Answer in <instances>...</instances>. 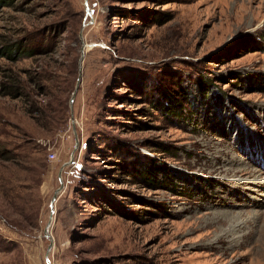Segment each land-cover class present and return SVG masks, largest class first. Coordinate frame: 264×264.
<instances>
[{
	"label": "rangeland",
	"instance_id": "1",
	"mask_svg": "<svg viewBox=\"0 0 264 264\" xmlns=\"http://www.w3.org/2000/svg\"><path fill=\"white\" fill-rule=\"evenodd\" d=\"M18 40L0 264H264V0H0Z\"/></svg>",
	"mask_w": 264,
	"mask_h": 264
},
{
	"label": "trees",
	"instance_id": "2",
	"mask_svg": "<svg viewBox=\"0 0 264 264\" xmlns=\"http://www.w3.org/2000/svg\"><path fill=\"white\" fill-rule=\"evenodd\" d=\"M26 43L24 41H15L12 43H8L5 46H2L0 48V57H4L7 58L11 61H15L17 58H20L22 56H30V54L33 52V49H26V47L24 46ZM25 51L27 53H25ZM25 53V54H24ZM205 85V84H203ZM206 86V85H205ZM204 86H200V88H203ZM18 88L15 87V85L12 83L9 78H4L2 81H0V94L4 95V96H8V97H14L16 96V94L18 93ZM205 89H202L200 92L203 96H205V94L207 92H205ZM178 95V93H176ZM177 95L176 97L174 96V94H163V96L161 97L162 101L164 100V102H162V105L158 106L157 108L161 111H165V114H169V113H174L177 116H180V114L182 115V107L180 105V101L177 100ZM183 94H180L179 96H181ZM201 95V96H202ZM212 98V97H211ZM39 112L41 113L40 116L45 115L44 113H42L40 110ZM147 173H150V167L149 169L145 168Z\"/></svg>",
	"mask_w": 264,
	"mask_h": 264
},
{
	"label": "water",
	"instance_id": "3",
	"mask_svg": "<svg viewBox=\"0 0 264 264\" xmlns=\"http://www.w3.org/2000/svg\"><path fill=\"white\" fill-rule=\"evenodd\" d=\"M85 4H87V3H85ZM87 14L88 15L90 14V11H88V9H87ZM83 56H84V53H83V49H82L81 50L80 61H82ZM54 200H55V197H53L52 203L54 202ZM52 203L50 205L51 207H52ZM49 227H50V222L46 225V228H45V231H44L45 237H47V238L49 237V235H48V229H49ZM51 248H52V245L50 244L49 247H48V249H47V251H50ZM46 262H47V264H50L47 259H46Z\"/></svg>",
	"mask_w": 264,
	"mask_h": 264
},
{
	"label": "built area",
	"instance_id": "4",
	"mask_svg": "<svg viewBox=\"0 0 264 264\" xmlns=\"http://www.w3.org/2000/svg\"><path fill=\"white\" fill-rule=\"evenodd\" d=\"M48 158L53 159V158H54L53 153H49V154H48Z\"/></svg>",
	"mask_w": 264,
	"mask_h": 264
},
{
	"label": "bare ground",
	"instance_id": "5",
	"mask_svg": "<svg viewBox=\"0 0 264 264\" xmlns=\"http://www.w3.org/2000/svg\"><path fill=\"white\" fill-rule=\"evenodd\" d=\"M84 48V47H83ZM83 53H84V49H83ZM219 239V238H218ZM222 240V239H221ZM221 240H219V242H222L223 243V240L221 241Z\"/></svg>",
	"mask_w": 264,
	"mask_h": 264
}]
</instances>
